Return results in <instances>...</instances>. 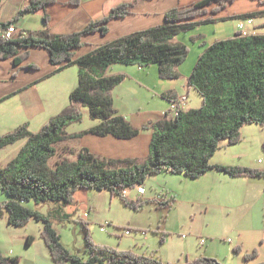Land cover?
Segmentation results:
<instances>
[{
    "label": "trees",
    "instance_id": "1",
    "mask_svg": "<svg viewBox=\"0 0 264 264\" xmlns=\"http://www.w3.org/2000/svg\"><path fill=\"white\" fill-rule=\"evenodd\" d=\"M236 1L201 0L186 8L171 9L165 14L163 24L119 38L79 59H74V51L84 46L86 36L97 32L106 35L110 22L131 15L136 3L119 5L109 15L71 34H52L47 28L43 32H26V36L20 32L9 40L2 37L3 31L21 16L45 11L56 0H31L16 17L0 22V60H10L15 67H20L29 58L30 50L38 48L47 50L51 64L60 66V70L74 65L79 67L78 87L71 93L70 103L62 112L52 117L38 132H32L29 124L25 123L0 136V150L26 140L16 157L7 165L0 166V192L7 197L0 203V218L2 209H6L9 212L8 223L12 227L24 228L32 220L40 222L41 238L50 250L54 264H165L157 253L139 255L131 250L121 251L96 244L89 232V224L80 219L88 254V258L83 260L63 244L53 221L31 210L27 204L52 202L69 205L80 190H93L109 192L111 197L120 198L126 207L135 211H141L146 203L168 209L176 201L174 196L167 201L154 199L143 202L141 199L130 200L124 192L145 186L152 176L162 173L198 179L217 170L232 177H264V170L212 163L224 143L233 146L243 141L245 126L255 124L264 127V33L238 31L229 39L205 44L187 81L188 90H195L202 98L201 106L181 111L175 118L165 114L162 120L150 122L143 128L134 127L118 114L114 106V90L128 76L124 73L107 74L115 65L140 68L157 65L161 79L182 78L180 67L190 50L177 40L179 34L224 21L264 18V11L216 17ZM71 3L78 4V1L72 0ZM2 4L3 0H0V13ZM43 20L48 27L50 17L47 12ZM27 68L37 67L28 65ZM162 98L171 103L180 100L174 90L164 92ZM85 108L89 110L90 117L100 123L79 134L68 133L72 124L83 122ZM143 129L153 132L147 159H103L83 149L75 160L64 158L56 167L51 165L50 161L58 154L59 143L87 135H112L129 140L137 137ZM33 241V237H28L29 245ZM234 250L242 252L237 247ZM258 255L255 251L244 255V258L253 261ZM0 264H20V258L6 257L0 248ZM184 264L221 262L199 256Z\"/></svg>",
    "mask_w": 264,
    "mask_h": 264
},
{
    "label": "crops",
    "instance_id": "2",
    "mask_svg": "<svg viewBox=\"0 0 264 264\" xmlns=\"http://www.w3.org/2000/svg\"><path fill=\"white\" fill-rule=\"evenodd\" d=\"M30 1L3 0L0 22H8L16 17ZM77 1L78 4L71 3L72 0H56V3L47 6L45 11L40 10L35 13L24 14L15 22V25L19 31L25 32H43L48 28L52 34H71L82 30L90 22L100 20L109 15L112 9L119 5L136 3L131 15L110 22L109 32L106 35L97 32L86 36L84 38V46L74 51V59H79L100 46L119 38L161 25L164 23L165 14L171 9L186 8L201 0ZM258 2L259 4L255 0H237L216 17L223 18L239 14L244 15L255 11H264V0L262 2L258 0ZM45 12L50 17L48 27L45 26L43 20ZM263 24L264 22L258 27H261ZM209 26H216L214 28L216 30L213 33L210 32L209 28H205ZM237 29L238 21H224L196 28L187 35H182L181 33L178 35L177 40L186 42L190 36L202 34L204 38H207V43L210 44L217 40L229 39L235 36L236 32H238ZM255 29L252 28L247 33L257 32ZM203 51L204 49L201 48L196 49L197 56H200ZM28 65H35L37 68L29 69L27 68ZM180 70L182 79L164 80L159 77L157 65L147 68L128 66L118 71L114 69V66L111 67L107 73L108 76L120 73L129 75V78L118 85L113 93L114 106L118 114L124 116L136 128H143L150 122H158L164 118L165 114L167 116L171 105L170 101H161L159 99L160 95L172 90L176 91L180 99H185L187 102L186 110L200 107L202 98L197 93L198 97L194 94L195 90H188L187 85L188 78L193 72V66L191 68L180 67ZM71 77L74 79L70 83L67 82ZM78 84L79 67L74 65L60 70V66L51 64L50 55L44 49H31L29 58L20 67H15L10 60H0V101L2 100L0 105L13 98H21L23 105V108L21 107L18 110H21L20 115L3 116V121H8L9 123L8 130L5 133L25 123L29 124L32 132H37L52 117L58 115L69 105L70 96H65L61 92L69 91L71 95L78 87ZM193 97L195 103L191 106L189 103ZM83 114V122L72 124L68 128V133L79 134L100 123V121L90 117L89 111H85L84 109ZM88 118L91 121L84 126ZM152 135V130L143 129L137 137L129 140L118 139L112 135L104 137L87 135L82 138L62 142L57 145L58 154L56 157H58V160L54 163V167L64 158L75 160L83 149H87L92 154L103 159H147ZM242 136L243 141L240 144L227 146L224 143L222 149L217 151L213 157L212 163L214 165L251 167L264 170V158H262L264 157V127L255 124L247 125L243 128ZM25 143L26 140H21L0 150V152L8 149L3 152L4 155H7L11 150H15V156H13L15 158ZM11 160H8L5 165ZM5 165L0 164L1 167ZM178 178L181 179V183L179 184L182 186V189H178L173 183L171 185L167 183L166 195L163 193L162 196H166L163 197L166 201L170 200L171 196H174L176 201L172 207L163 210H168L169 213H172L173 211L178 212L185 205L193 207L190 198H195L201 194L223 195L228 199V202L236 203L234 211L240 214L238 225H236L234 230L236 240L232 247L237 246L242 251L241 253H237L234 250L239 264H258L264 262V239H262L264 236V177L239 178L213 170L198 179L183 175H178ZM189 181L194 184L187 183ZM87 192L93 193V190H80L76 194L74 202L69 205L52 202L42 204L31 202L27 206L31 210L52 220L56 228V224L58 223L74 221L77 214L88 208V205L92 202L90 200L92 195ZM104 192L99 193L102 194ZM147 195L146 190L144 195L138 196L145 200L150 199L151 197ZM6 200V196H0V203ZM110 200H113L112 197ZM155 206L157 209L161 208L157 205ZM1 215V219L6 222L8 228L22 230V233H18V237L23 240L25 239L26 250L35 249L34 259L30 260L27 264H54L50 250L41 238L42 224L40 222L32 220L37 229V234L35 235L34 231L30 229L33 224L32 222L24 228H15L8 223L9 212L6 209H2ZM8 234L10 235V232ZM9 235L7 238L13 241V236ZM28 237L34 238L33 243L30 245L27 243ZM187 237V235L183 236L184 239ZM206 244H208L206 241L205 244H202L200 241L201 246H205ZM253 251H258L259 255L257 258L253 261L246 260L244 255ZM197 256L205 255L200 251ZM186 259L188 260V258Z\"/></svg>",
    "mask_w": 264,
    "mask_h": 264
},
{
    "label": "rangeland",
    "instance_id": "3",
    "mask_svg": "<svg viewBox=\"0 0 264 264\" xmlns=\"http://www.w3.org/2000/svg\"><path fill=\"white\" fill-rule=\"evenodd\" d=\"M255 1L259 4L258 0ZM235 21L239 22V20ZM262 22H264V18H255V24L248 26L246 31L256 28L257 33H264V28L258 27ZM215 27L209 26L205 28H209L208 30L213 33L216 30L214 29ZM187 34L189 33L182 35ZM207 42V38H204L202 34L192 35L186 42H182L189 48L190 54L181 67L191 68L193 66L194 69L200 57L197 56L196 49H204L202 46L204 44L207 45ZM127 67L116 65L114 69L118 71ZM127 76L129 78V75ZM72 79L74 78L71 77L67 82L70 83ZM75 82L77 81L75 80ZM61 93L65 94V96H70L69 91ZM162 94L159 99L167 102V100L162 98ZM194 94L196 95V92ZM196 96L198 97V95ZM179 101L181 102L182 99ZM194 103L193 97L189 105L192 106ZM186 105L187 102L184 111H186ZM21 107L23 108L21 98H13L0 105V133L2 135L6 134L5 132H7L9 127L8 121H3V116H18L21 114V110L18 111ZM85 111L89 110L85 108ZM90 121V118H88L84 126L89 124ZM7 150L0 152V164L5 165L8 160L15 156V150H11L9 154L4 155L3 152ZM57 160L58 157L52 160L51 165L53 167ZM180 181L181 179L178 178V175L162 173L151 177L144 186L148 193L147 196L151 197L150 199L145 200L139 197L137 188L127 190V197L132 201L141 199L143 202H147L148 200H154V198L166 201L163 197H166L167 183L170 185L173 183L175 187L182 189L179 184L181 183ZM187 183L193 182L189 181ZM87 193L92 195L90 198L92 202L88 205V208L77 214L74 221L56 224L63 244L72 254L78 255L83 260L88 258V254L86 252L85 231L79 221L80 219L85 220L89 224V232L96 244L109 246L121 251L131 250L139 255L157 253L165 264H183L187 261L186 258L192 261L198 257L197 255H199L200 251L203 252L206 258H215L221 264H239V260L234 253V249L237 246L232 247L236 240L234 230L236 225H238L240 214L234 211L236 203L228 202V199L223 195L201 194L195 198H190L193 207L185 205L178 212L169 213L168 210L157 209L155 203H146L141 211H135L126 207L118 197H112L113 200H110L111 194L109 192L101 194L93 191V193ZM163 193L165 194L164 196H162ZM0 196L6 195L0 192ZM106 222L109 223V226H107L105 232H102L101 226H105ZM30 229L34 231L35 235L37 234L34 223ZM21 231L8 228L6 222L0 218V248L2 253L6 257H19L20 264H27L34 259L35 249L26 250L25 239L18 237V233H22ZM8 232L13 236V241L7 238ZM184 235L188 237L184 239ZM202 239L208 244L201 246L200 241ZM262 239H264V236ZM162 240H164V243H162ZM228 240L230 241L228 242Z\"/></svg>",
    "mask_w": 264,
    "mask_h": 264
},
{
    "label": "built area",
    "instance_id": "4",
    "mask_svg": "<svg viewBox=\"0 0 264 264\" xmlns=\"http://www.w3.org/2000/svg\"><path fill=\"white\" fill-rule=\"evenodd\" d=\"M254 23V21L252 19H248V20H239L238 22V29L237 31L239 32H242V33H245V34H248L246 29L248 26H252ZM22 32L23 33V36H26V32L24 31H19L18 27L15 25V24H12L11 26H9L5 31H3L2 33V37L5 39V40H9L11 39L15 34H18ZM185 99L182 100L181 102H172L171 105H170V109H169V114L172 116V118H175L179 115V113H181V111H184L185 110ZM146 192V189L144 188V186H139L137 188V193L138 195H144ZM128 193L127 191L124 192V196H127ZM107 226H109V223L106 222L105 226H101V231L102 232H105L106 231V228ZM127 234H129L127 232ZM230 240H228L229 242ZM201 243L204 244L205 243V240L202 239L201 240Z\"/></svg>",
    "mask_w": 264,
    "mask_h": 264
},
{
    "label": "bare ground",
    "instance_id": "5",
    "mask_svg": "<svg viewBox=\"0 0 264 264\" xmlns=\"http://www.w3.org/2000/svg\"><path fill=\"white\" fill-rule=\"evenodd\" d=\"M188 98V97H187Z\"/></svg>",
    "mask_w": 264,
    "mask_h": 264
}]
</instances>
